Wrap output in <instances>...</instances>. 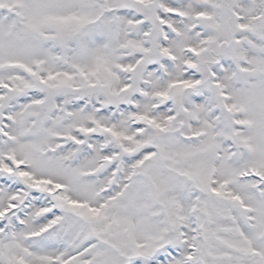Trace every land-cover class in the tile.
<instances>
[{
    "label": "snow or ice",
    "instance_id": "snow-or-ice-1",
    "mask_svg": "<svg viewBox=\"0 0 264 264\" xmlns=\"http://www.w3.org/2000/svg\"><path fill=\"white\" fill-rule=\"evenodd\" d=\"M0 264H264V0H0Z\"/></svg>",
    "mask_w": 264,
    "mask_h": 264
}]
</instances>
